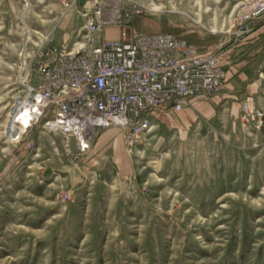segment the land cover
<instances>
[{
    "label": "rangeland",
    "instance_id": "obj_1",
    "mask_svg": "<svg viewBox=\"0 0 264 264\" xmlns=\"http://www.w3.org/2000/svg\"><path fill=\"white\" fill-rule=\"evenodd\" d=\"M243 1L0 0V264H264V128L161 117L125 146V175L84 169L77 183L45 179L46 164L4 133L20 63L43 42H81L86 11L117 13L127 35L170 33L205 52L229 39ZM259 61L251 108L264 115V53ZM54 136L50 158L79 170L86 152Z\"/></svg>",
    "mask_w": 264,
    "mask_h": 264
},
{
    "label": "built area",
    "instance_id": "obj_2",
    "mask_svg": "<svg viewBox=\"0 0 264 264\" xmlns=\"http://www.w3.org/2000/svg\"><path fill=\"white\" fill-rule=\"evenodd\" d=\"M264 18V0H245L235 9L229 39L200 52L173 34L127 35L123 17L101 10L86 11L82 40L69 49L43 42L29 60L20 63L17 86L4 127L14 129L8 141L38 155L32 135L61 134L88 151L104 129L119 131L126 147H134L151 129L149 116L176 114L193 99H207L225 81L222 68L226 45L242 39ZM118 29L116 39L103 37ZM243 126L264 128V115L247 101L239 105ZM59 112H78V119H59ZM57 115V122L40 124V117ZM76 128V137H69ZM67 195L62 202L69 201Z\"/></svg>",
    "mask_w": 264,
    "mask_h": 264
},
{
    "label": "crops",
    "instance_id": "obj_3",
    "mask_svg": "<svg viewBox=\"0 0 264 264\" xmlns=\"http://www.w3.org/2000/svg\"><path fill=\"white\" fill-rule=\"evenodd\" d=\"M79 33H81V27L79 28L78 34ZM259 33H264V25L257 30L248 32L246 35H249L244 38L245 35L243 40L240 39L225 46L229 51L226 58L231 59L238 73L225 82L221 93L209 99H193L190 101L188 107L176 114L156 112L149 116L150 123L152 120H159L161 117L170 118L173 116L175 117L176 124L192 123L194 120H199L201 117L203 119H211L212 117L217 121H223L222 119L226 118L232 123H238L240 121V103L247 101L250 107H254L255 105L258 79L254 77V69L263 61H259L258 57L260 54L264 53V39L261 38L258 43L255 40ZM118 34V29H107L103 37L107 40H113L118 37ZM237 42L238 44L236 46L232 45ZM68 44L70 43L66 45ZM71 47L69 46V48ZM255 55H257V59L254 58ZM217 105L219 108L218 111L215 112L214 109H217ZM32 138L39 147L40 154L34 158L29 156L30 161L32 162L33 160L36 161V163L40 162L44 165L46 164L44 166L46 170L43 172V177L47 180L52 179L53 176L59 172L67 174V179L71 183H77V178L82 175L84 169L92 170L94 171L93 174L98 176L105 174L112 175L113 173L122 176L125 175L129 166L125 144L119 131L114 128L102 130L90 150L86 151L85 155L79 154V156H77V163L80 165L79 170L77 166L57 165L54 159L50 158L52 145L55 144L54 139H56V136L36 133L32 135ZM33 165L35 164L33 163Z\"/></svg>",
    "mask_w": 264,
    "mask_h": 264
},
{
    "label": "bare ground",
    "instance_id": "obj_4",
    "mask_svg": "<svg viewBox=\"0 0 264 264\" xmlns=\"http://www.w3.org/2000/svg\"><path fill=\"white\" fill-rule=\"evenodd\" d=\"M59 119H78V112H59ZM49 122H57V115L46 114L40 117V124H49ZM6 137H14V129H6ZM69 137H76V128H69Z\"/></svg>",
    "mask_w": 264,
    "mask_h": 264
},
{
    "label": "trees",
    "instance_id": "obj_5",
    "mask_svg": "<svg viewBox=\"0 0 264 264\" xmlns=\"http://www.w3.org/2000/svg\"><path fill=\"white\" fill-rule=\"evenodd\" d=\"M263 25H264V21H260V22L254 24V25L252 26L251 31H253V30H257V29H259V28H260L261 26H263ZM251 31H250V32H251ZM249 34H250V33H249ZM249 34H248V35H249ZM248 35H246L244 38H246ZM244 38H242V40H243ZM261 38L264 39V33H263V34H262V33H259V35L257 36V39H258V40L255 39L256 42H257V43L260 42ZM239 42H240V41H239ZM237 44H238V42H237V43H233L232 45H233V46H236ZM256 57H257V55L254 56V58H256ZM258 58H259V57H258ZM256 59H257V58H256ZM222 68H223V70H224V72H225V76H226L224 82H227L229 79L233 78V76L236 75V74L238 73L237 69L234 67V64L232 63L231 59H229V58H226V59L224 60V63H223V65H222Z\"/></svg>",
    "mask_w": 264,
    "mask_h": 264
}]
</instances>
